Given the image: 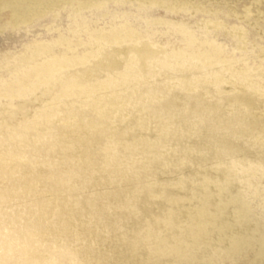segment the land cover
I'll list each match as a JSON object with an SVG mask.
<instances>
[{"label":"rangeland","instance_id":"rangeland-1","mask_svg":"<svg viewBox=\"0 0 264 264\" xmlns=\"http://www.w3.org/2000/svg\"><path fill=\"white\" fill-rule=\"evenodd\" d=\"M13 1L0 0V18L5 19L0 26V187L8 185L13 190L12 186L17 183L18 188L13 186L14 192L6 190L0 197V264H75V260H80L79 264H92L83 255L89 246L83 234L91 230L92 226L99 228L103 235L122 233L116 225L110 231L103 228L100 220L103 214L100 201L103 198L93 191L95 175L102 169L111 181H120L126 179L127 171L115 172L112 164L105 162L109 159L105 154H92L101 167L91 165L86 161L91 154L83 153L78 146V142L88 140L90 136L85 131L82 116L79 114L69 118L68 115L56 117L53 114V109H57L59 105L72 103L73 100L68 95L75 89L69 86L70 80L77 82L76 72L80 74L79 71L85 68L75 66V59L68 62V58H73V55L85 57L86 45L93 52L90 60V65H93L99 60L106 41L127 40L137 35L147 39L148 34L157 32L153 40L167 48L170 54L182 50L188 56L201 54L209 61L213 60V63L218 59L237 72L250 70L255 73V82L264 87V58H261L264 56V29L254 32L255 35L248 36L243 43L238 39L239 34L246 35L241 32V28L246 32L254 30L246 22L244 11L255 0H250V4L245 7L240 4L237 8L240 14L238 16L231 17L226 13L206 15L207 21L219 19V22H223L227 33H220L218 36L213 31L207 35L203 30H197L193 33L194 42L190 41L191 33H188L184 24L197 18L203 19L198 13L191 19L192 11H195V6L203 7L210 0H122L118 4L112 0H103L102 5L96 4V0H81L84 3L81 4L79 17H75V6L56 4V11H47L44 15L34 17L31 23L19 25H15L9 18V9H1L2 3ZM166 2L175 8L168 15L164 9ZM261 12L264 13V0ZM72 14L74 16L71 19L69 17ZM124 14L127 15L124 17ZM104 15L107 17H103ZM231 15H234L232 11ZM147 17L176 23L147 26ZM209 26L213 27L214 23H209ZM43 42L57 45L52 56L41 51L42 48H36L37 43ZM240 46L242 49H239ZM65 48L68 49L66 56ZM56 56L61 60L59 63L43 68L47 58ZM174 61L178 63L179 60ZM131 65L136 66L134 63ZM195 65L200 67V63ZM134 69L137 71L126 72L124 68L107 71L97 81L106 80L109 83L102 90L88 93V96L103 97L112 89L115 90L117 85L122 89L126 86L132 88L131 83L135 84L141 75H149L140 72L138 68ZM226 75L230 77L229 74ZM115 76L119 78L116 79ZM172 83L179 85V80L175 79ZM167 91L169 90L161 86L157 92L149 91V95L153 97L171 93ZM174 91L185 93L182 89ZM119 93L122 94L114 97V105L110 106L117 107L120 102L128 104L125 91ZM150 96L145 103L131 100L133 113L128 117L129 125L140 123L142 128L151 126L149 117L145 116L153 106ZM86 101L90 99H84ZM167 101V97L161 100L162 103ZM190 104L180 105L173 116L187 115ZM77 109L74 107V110ZM112 113L113 108H110L108 117ZM98 117L93 121L101 125L108 122V119ZM139 117L141 120L132 122ZM120 132L138 136V141L142 143H148L152 138H149L151 135L146 131L133 128H120ZM41 133L43 134L39 139L30 138L38 137ZM108 134L112 135L110 132ZM91 135L96 137L95 134ZM24 136L29 143L25 142ZM48 140L51 143H46L47 145L41 142ZM63 149L69 152L64 155L60 152ZM138 152L141 153L131 156L132 161L140 163L142 158L147 159L150 165L157 166L158 173L165 179L149 183V187L153 189L151 196L168 201L176 197L187 205L188 211L186 217L176 224L166 222L165 229L155 228L152 222H147L151 243L148 264H164L162 261L166 255L175 256L173 264H264V177H258L262 173L259 168L255 171L257 193L249 190L244 192L252 214L246 217H241L240 213L234 215V224L237 226L229 233H222V245L213 250L198 243L196 237L203 229L208 232L207 227L222 223L225 212L232 210V195L224 193L222 188L224 182L228 189L230 182L204 176L201 170L188 169L186 164L164 161L167 157L164 148ZM225 166V163L214 164L213 172L223 171L225 175L243 173L242 167L238 170H225ZM129 169H133L132 163ZM185 169L190 171L188 175L184 173ZM171 170L178 173L174 175ZM87 172L92 174L90 178L86 177ZM130 186L136 196L143 197L139 180L133 181ZM164 192L171 193L165 195L167 193ZM59 198L65 201L63 208L59 207ZM107 205L109 204L103 203V206ZM14 220L19 221L21 228L14 225ZM167 234L176 239L178 256L169 251ZM132 242L135 247L140 248L137 240ZM180 252L183 253L182 256ZM115 253L108 248L101 250L100 264H126Z\"/></svg>","mask_w":264,"mask_h":264},{"label":"bare ground","instance_id":"bare-ground-1","mask_svg":"<svg viewBox=\"0 0 264 264\" xmlns=\"http://www.w3.org/2000/svg\"><path fill=\"white\" fill-rule=\"evenodd\" d=\"M101 1L103 0L95 2L102 5ZM249 1L210 0L203 7L202 5L195 6L191 19L197 13L201 14L203 19L197 18L193 22L190 20L184 24L188 33H191L190 41L194 42L193 33L197 30H203L207 35L213 31H216L218 36L225 35L227 28L223 22H219V19L207 21L206 15L213 13L214 16H218L219 13H226L231 17L238 16L240 15L237 10L238 6L242 4L245 7ZM112 2L118 4L122 0H112ZM83 3L81 0H14L11 3H2L1 9H9V18L15 25H19L31 23L34 17L44 15L47 11H56L54 10L56 4L65 7L75 6V17H79ZM139 6L141 7V5ZM164 9L167 15L170 10L175 11L174 5L168 2ZM231 11L234 15H231ZM261 11L262 0H255L250 7L245 8L246 22L254 27L255 31L246 32L241 28V32L246 35L239 34L240 42L243 43L248 36L255 35L254 32L264 29V13ZM74 14L69 18L72 19ZM126 15L124 14V17ZM2 18H0V26L5 20ZM145 23L147 26H152L176 22L147 17ZM209 23H214V26L210 27ZM157 34V32L153 35L148 34L147 39L137 35L127 40H108L101 49L99 60L93 65H90L93 52H90L84 45L85 57L73 55V58H68V62L75 59V66H85L83 70L79 71L80 74L76 72L77 82L70 80L69 86L74 87L75 90L69 93L68 98H72L73 101L71 104L64 102L67 104H61L57 109H53L55 112L53 114L56 117L68 115L67 117L71 118L79 114L82 116L85 131L90 136L88 140L78 142V146L83 153L91 154L86 158V161L91 165L95 164L101 167V164L94 160L92 154H105L109 158L105 162L112 164L115 172L127 171L126 179L112 180L115 184L102 169L98 168L99 172L95 175L96 184L93 191L99 193L103 198V201H100L102 204L100 209L103 211L100 220L103 222V228L110 231L116 225L120 227L122 233L113 232L103 235L99 228L92 226L91 230L83 234V237H86L89 242L83 255L92 264L101 263L100 252L105 248L115 251V254L122 258L126 264H148L151 243L149 241L150 233H147V222H152L155 228L165 229L166 222L176 224L183 220L188 213L187 205L181 203L176 197L168 201L151 196L153 189L149 187V183L162 182L165 179L163 180L158 173L157 166L150 165L147 159L142 158L140 163L132 161L131 156L141 153L138 151L164 148L167 154L164 161L186 164L188 169L201 170L204 176H210L214 180L225 179L230 182L228 189L224 182L222 188L224 193L232 195L234 201L232 210L225 212L222 216V223L214 225V227H207L208 232L203 229V232L196 237L198 243L209 246L213 250L219 248L223 243L220 235L225 232L229 233L237 226L234 224V215L240 213L241 217H246V215L252 214L244 192L249 190L251 193H257L255 186L258 183L255 172L257 168L262 172L258 177H264V87L255 82V73L250 70L237 72L222 61L217 59V62L213 63V60L209 61L201 54L188 56L182 50L179 53L170 54L167 48L153 40ZM56 46L43 42L37 43L36 48H42L41 51H46L49 56H52ZM239 49H242L241 46ZM67 52L68 49L65 48V56ZM174 59L179 60L178 63H174ZM60 61L59 56L49 57L44 62L43 68L56 65ZM132 63L136 66L131 65ZM195 63H200V67H197L198 65ZM121 68L126 69V72H135L137 70L134 68H138L140 72L149 75L145 77L141 75L135 84L131 83L132 88L126 86L123 87V90L117 85L114 87L115 90L112 89L103 97L88 96V93H92L93 90H102L109 83L106 80L98 82L99 77L101 78L107 71L120 70ZM226 74H229L230 77H227ZM259 75L261 76V74ZM115 78L118 79L119 76L118 78L115 76ZM175 79L179 80V85L172 83ZM127 80H129L128 77ZM161 86L171 93L153 97L149 95V91L157 92ZM178 89H182L185 93L180 94L177 93L178 91H174ZM120 91H125L124 95L128 104L120 102L117 107L110 106L114 105L112 102L114 97H120L122 94L119 93ZM149 96L152 98L153 106L145 116L149 117L151 126L142 128L140 123L129 125L130 118L128 119V117L133 113L132 106H130L131 100L144 101L145 103ZM166 97L168 101L162 103L161 100ZM88 98L90 101L84 102V99ZM189 103L191 104L187 115L173 116L180 109V105L185 106ZM74 107L78 109L74 110ZM59 108L61 109L59 110ZM110 108H113V113L108 117ZM98 116L108 119V122L103 125L94 122L93 120ZM138 120L141 118L134 119L132 122H138ZM120 128L143 130L151 135L149 138H152L148 143H142V141H138V136H132L129 132H120ZM109 132L112 133L111 136L108 134ZM42 134H39L38 137L30 136V138L39 139ZM91 134H95L96 137H91ZM23 139L29 143L25 136ZM41 142L45 145L51 143L50 140ZM67 151L63 149L60 152L65 155L69 152ZM129 162L132 163L133 169H129L131 164ZM122 163L124 164L121 165ZM220 163H225V170L234 168L238 170L242 167L243 173L239 175L234 172L225 175L223 171L213 172V165ZM187 170L185 169L184 173L188 175L190 171ZM171 171L174 175L178 173L176 170ZM91 176L92 174L87 172L86 177L90 178ZM135 180L141 182L143 197L136 196L130 186V183ZM13 186L18 188L17 183ZM6 190H11L8 185L0 187V197ZM13 190L11 191L14 192ZM169 193L164 192L165 195ZM104 202L109 205L103 206ZM59 203V207L63 208L65 201L59 198ZM17 216L18 214L15 215V217ZM55 222L56 218L53 223L55 224ZM14 225L21 228L17 220H14ZM167 237L169 251L175 252L178 256L176 239L170 234H167ZM133 240H137L140 248L135 247ZM180 254L182 256L183 253L180 252ZM173 256L166 255L162 262L173 264L175 260V256ZM80 262V260H75L74 263L79 264Z\"/></svg>","mask_w":264,"mask_h":264}]
</instances>
